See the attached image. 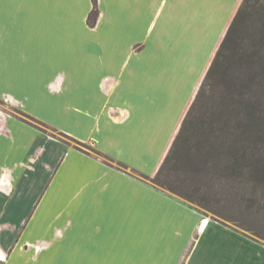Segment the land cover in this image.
Returning <instances> with one entry per match:
<instances>
[{
	"label": "crops",
	"instance_id": "crops-1",
	"mask_svg": "<svg viewBox=\"0 0 264 264\" xmlns=\"http://www.w3.org/2000/svg\"><path fill=\"white\" fill-rule=\"evenodd\" d=\"M97 2L92 26L93 0H0V260L264 264V242L142 176L159 169L239 0Z\"/></svg>",
	"mask_w": 264,
	"mask_h": 264
},
{
	"label": "rangeland",
	"instance_id": "rangeland-1",
	"mask_svg": "<svg viewBox=\"0 0 264 264\" xmlns=\"http://www.w3.org/2000/svg\"><path fill=\"white\" fill-rule=\"evenodd\" d=\"M245 10L239 50L226 52L221 79L208 81L194 110L199 129L190 130L188 154L184 147L173 154L159 181L209 217L264 242V179L255 169L264 164V0H246Z\"/></svg>",
	"mask_w": 264,
	"mask_h": 264
},
{
	"label": "trees",
	"instance_id": "trees-1",
	"mask_svg": "<svg viewBox=\"0 0 264 264\" xmlns=\"http://www.w3.org/2000/svg\"><path fill=\"white\" fill-rule=\"evenodd\" d=\"M245 7H246V0H239V4L236 8V11L215 51L214 56L211 59V62L207 68V71L200 83V86L196 92V95L193 99V101L191 102L182 122L181 125L179 126V129L164 157V159L161 162V165L159 167V169L157 170L156 174L154 176H147V175H142L146 180H148L149 182H151L154 185H157L159 187H162L165 189V186L163 184L160 183L159 181V176L160 173L162 171V169L164 168V166H166V164L168 163V161L172 158L173 154H178L180 153V150H182L181 148L184 147L185 150V154H188V150H187V146L186 143L190 140V138H192V136L190 135V130L192 127L195 128L196 131H198V125L197 123H195L197 120H193V114H194V110L197 109V107L200 105V103L203 101L204 97L206 96L205 94V87L208 84V81L210 80H215L216 82H219V80L221 79V74H223V70H224V66L226 64V52L230 49L231 52L233 53V51H235L232 56H234L237 51L239 50L240 46H239V34L238 31L240 30L242 24H243V19H244V15H245ZM99 16V7H98V2L97 0H93V7L89 13L88 16V23L92 26H94L97 23V19ZM225 60V61H224ZM23 115L32 120L35 121L39 127L44 128V126L46 127V124L43 123L42 121L23 113ZM263 123H260L259 120H256V126L257 127H261ZM263 133H264V128L262 129ZM260 128L258 130V132L256 133V137L260 135ZM194 133H198L199 132H194ZM65 137L69 138L71 141H74L76 143V146L82 150H86L90 149L92 151H94L97 155L101 156L104 161L108 164H112L113 159L103 153L102 151L98 150V149H93L91 148L88 144L86 143H82L81 141H78L77 139L64 134ZM203 141V140H202ZM260 163V162H259ZM118 166L121 168H126V165L122 164V163H118ZM234 166V165H233ZM229 167H227L228 169ZM233 168V167H231ZM256 174H258V176L262 177L264 179V164L260 163L256 166ZM168 188V187H167ZM168 190L173 191V189L168 188ZM183 197L186 198H190L188 196L182 195ZM218 220V219H217ZM223 223H226L225 220H219ZM0 264H3V262L0 260Z\"/></svg>",
	"mask_w": 264,
	"mask_h": 264
}]
</instances>
